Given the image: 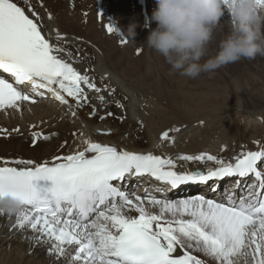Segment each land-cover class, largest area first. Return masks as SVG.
Instances as JSON below:
<instances>
[{"label": "snow or ice", "instance_id": "snow-or-ice-1", "mask_svg": "<svg viewBox=\"0 0 264 264\" xmlns=\"http://www.w3.org/2000/svg\"><path fill=\"white\" fill-rule=\"evenodd\" d=\"M258 2L264 4V0ZM106 28L109 33L116 31L110 25ZM42 32L32 0H0V110L20 109L30 99L35 103L32 96L44 95L40 90L65 105L69 103L66 94L81 102L80 106L88 102L82 84L101 92L87 74L61 58L65 49ZM62 39L57 35V41ZM29 85L30 93L24 92ZM98 99L103 102L105 97ZM95 112L93 108L90 115ZM33 136L34 144L36 138L48 139L39 133ZM166 139L167 131L161 134V140ZM85 143L84 151L54 157L53 162L13 160L3 163L22 167L0 166V197L11 196L20 204L18 210L7 213L15 214L16 226L40 233L41 237H34L38 243L54 241L53 255L74 251L68 264H208L196 252L216 264H235L240 256H250L252 264H264V173L257 163L264 161V147L242 153V158H234L235 163L205 153L176 158L219 165L205 174L200 170L178 172L173 159L151 152ZM145 175L172 189L225 177H237V183L219 202L204 196L176 202L153 197L148 203L159 206V213L154 214L140 196L133 199L119 186L127 178ZM241 179L254 183L236 195ZM133 211L138 215L128 214ZM5 212L0 207V216ZM166 213L171 218L166 219Z\"/></svg>", "mask_w": 264, "mask_h": 264}, {"label": "bare ground", "instance_id": "bare-ground-1", "mask_svg": "<svg viewBox=\"0 0 264 264\" xmlns=\"http://www.w3.org/2000/svg\"><path fill=\"white\" fill-rule=\"evenodd\" d=\"M32 3L43 25L42 34L49 38L51 43L62 46L65 53H70L71 57L62 53L61 58L71 63L81 74H87L101 92L97 93L82 84L88 102L80 106L81 102L67 97L66 94H64L65 98L69 101L67 105L56 100L46 90H40L44 92V95L32 96L35 103H32L30 99L23 102L20 109L0 110V128L7 130L6 133L10 132L9 134L14 136L16 134L14 129L18 128H20L18 132L21 128L20 132L24 133V130L28 132L27 126L29 128L34 125L40 127L43 135L48 137L45 139V145L42 146L30 148L24 144L28 148L26 153L29 158L7 156L4 153L8 152L12 137L6 139V133L2 131L0 166L22 167L3 163V161L13 160H32L36 164L45 161L53 162L54 157H66L84 151L87 148L86 140L115 146L118 151L145 154L151 152L162 158H171L174 162L181 155L194 156L205 153L235 163L234 158H242V153L259 151L264 147V125L259 124L260 117L255 116L251 109L238 110L242 109V102L244 106L252 105L255 108L258 106V103H253L255 97L264 98V58L257 56L253 60H245L249 61L253 69V76L246 74L243 68L247 64L243 60V67L232 64L225 66L234 77V84L229 81L224 82V76H216L214 73H204L206 79L203 77L193 80L171 73L170 66L164 58L147 45V36L156 27V23L152 20L156 0H104L106 6L110 8L108 13L116 18L114 24H117L118 33L107 31L106 25L113 19L99 16L100 0H32ZM117 18L121 19V24H118ZM226 19L220 22L214 32L213 42L210 45V52L213 54L218 51L220 41L224 38L222 33L229 31L228 19ZM130 25H134V35H131L129 31ZM57 35L62 36L63 39L57 41ZM251 61L254 65H251ZM237 68L242 69L243 73ZM5 78H9L8 74H5ZM9 82H13L11 78ZM167 82L171 83L170 86ZM191 82L197 85L187 84ZM23 90L30 93L31 86H25ZM175 91L177 94L173 95ZM248 94L250 96L247 97ZM101 95L105 97L103 102L98 99ZM160 98L165 99L168 106L182 113L181 115L173 113L177 120L169 122L165 119V115L170 112L160 107L157 100ZM49 104L53 107L50 108ZM236 104L237 106H234ZM102 106H105L106 110H103ZM154 106L156 107L153 108ZM24 108L26 109L23 112ZM93 108H96L97 112L90 115ZM109 112L113 115H107ZM230 115H233L235 119L229 120ZM101 116L105 118L102 120ZM241 117L242 119L237 123L238 126L231 123H236L238 121L236 119ZM16 124L25 126L18 127ZM185 124H188L187 127L179 130ZM209 126L216 127L219 135L211 133L196 145L181 148L174 154L170 152L173 150L166 151L168 154L158 152L164 141L161 140V134L166 132L165 130L172 137L173 144H179L186 138L193 137L201 128ZM108 129L110 133L100 132ZM72 131L78 135L74 136ZM159 135L160 139L157 141ZM144 139L146 145H140L144 143ZM257 141L258 144L254 143ZM167 143L169 144L168 141L165 142ZM17 146L20 147L18 144ZM18 147H16L17 150ZM88 155L94 154L88 153ZM182 161L184 160L175 163ZM257 163L258 170L264 173V161ZM203 164L209 167L216 162L205 160ZM236 183L237 177H225L205 183H187L172 189L163 182L145 175L141 178H127L119 182V186L132 196H138L141 191L140 197L144 200V207L158 214L159 206L148 203V200L153 197L171 200L173 197L169 196L176 194L177 196L173 198L175 199L173 202H176L195 196H204L206 199L211 198L219 202ZM253 183V179H241L240 188L235 189L236 195L242 194L245 186ZM145 193L148 195L146 196ZM152 193L154 196L150 195ZM128 214L138 215L135 211ZM34 237H41V234L34 232L30 227L16 226L15 214L10 216L6 211L3 216H0V254H2L0 264H68L71 258L69 255L74 251L68 255H53L54 241L38 243ZM7 243L16 245L4 249L2 244ZM193 254L201 259H207L208 264H216L210 258L204 257L202 253L193 252ZM235 264H252V260L250 256L247 258L240 256L235 258Z\"/></svg>", "mask_w": 264, "mask_h": 264}, {"label": "clouds", "instance_id": "clouds-1", "mask_svg": "<svg viewBox=\"0 0 264 264\" xmlns=\"http://www.w3.org/2000/svg\"><path fill=\"white\" fill-rule=\"evenodd\" d=\"M227 17L229 31L210 54L214 32ZM156 27L149 48L164 58L171 73L195 79L241 60L264 56V4L258 0H156ZM134 35V25L129 26ZM7 212L20 208L11 196L0 197Z\"/></svg>", "mask_w": 264, "mask_h": 264}, {"label": "rangeland", "instance_id": "rangeland-1", "mask_svg": "<svg viewBox=\"0 0 264 264\" xmlns=\"http://www.w3.org/2000/svg\"><path fill=\"white\" fill-rule=\"evenodd\" d=\"M103 4V5H102ZM100 7V9H99V16L100 17H102V16H104V17H107V19H113V20H111L109 23H108V25H110V26H113L115 29H117V24H114L115 22V19L116 18H114V16L113 15H111V14H109L108 13V11L110 10V8L108 7V6H106V3H104V0H100V5H99ZM115 8H117V7H115ZM108 9V10H107ZM106 13V14H105ZM104 14V15H103ZM108 14V15H107ZM109 16H111V17H109ZM112 16H113V18H112ZM224 19H226V18H224ZM227 20V19H226ZM117 22H118V24H121L122 23V21H121V19H119V18H117ZM227 22H228V20H227ZM227 26V25H226ZM115 32H117V30L115 31ZM118 33V32H117ZM227 33H228V30H226V31H224V33H222V35H223V37H225L226 35H227ZM82 34V33H81ZM124 44H126V42L124 43ZM137 51H138V49H137ZM138 53V52H137ZM210 54H213L212 52H210ZM260 57H262V58H264V56H260ZM253 60V59H252ZM243 61H245V60H243ZM246 62V61H245ZM252 62V64L251 65H254V62L253 61H251ZM246 64H247V66L245 67V68H243V69H245V71H246V74L247 75H249V76H253V74H254V71H253V69L251 68V66L249 65V61H247L246 62ZM232 65H234V66H237V67H243L244 65H243V63H242V60L241 61H239V62H237V63H232ZM237 70H239V68H237ZM242 70V69H241ZM241 70H239L240 72H242L243 73V71H241ZM221 72H222V74H221ZM216 73V74H215ZM214 73V75H216V76H224V78H223V81L224 82H226V81H229V82H231V83H233L234 84V82H235V80H234V77L232 76V74L230 73V71L226 68V67H222V68H220L219 70H217L216 72ZM204 76H203V75ZM226 74V75H225ZM205 74L204 73H201V75L199 76V77H197L198 79L200 78H203L204 77V79H206L205 78ZM163 79H165V77H162ZM194 80V79H193ZM169 84V85H168ZM170 84L171 83H169V82H167V85L168 86H170ZM187 84H189V85H192V86H196L197 84L196 83H193V82H191V83H187ZM171 88V87H170ZM174 94H177V91H175L174 93H173V95ZM205 95H207V93L205 94ZM248 96H250V94H248L247 95V97ZM256 96V95H255ZM137 97V96H136ZM158 101H159V103H160V107H162V108H165L166 110H168L170 113H167L166 115H165V119L166 120H168L169 122H173V121H175V120H177V117L175 116V115H173V113L175 114V112H176V114H179V115H181L182 113L181 112H179L178 110H176V109H173L171 106H168V102L164 99H157ZM253 100V99H252ZM255 100V101H254ZM253 100V103L255 104V103H258V106H256L255 108H253V106L252 105H249V106H244V104H243V102L241 103V108L242 109H238L239 111H243V110H245V108L246 109H251L252 111H253V113H254V115L255 116H257V117H260L258 120H259V124L261 125V126H263L264 124V98L263 97H260V96H256L255 97V99ZM239 104H240V102H239ZM234 106H237V104L236 105H234ZM243 106V107H242ZM260 106V107H259ZM262 106V107H261ZM49 107L50 108H52L53 106H52V104H49ZM156 106H154L153 108H155ZM169 107V108H168ZM258 107V108H257ZM233 108H235V107H233ZM244 108V109H243ZM26 108H24L23 109V112H24V110H25ZM102 109L103 110H106L105 109V106H102ZM95 110H96V112H97V109L95 108ZM95 112V113H96ZM235 113V112H234ZM112 115H113V113H112ZM111 115V116H112ZM16 117H18V115H16ZM203 118V117H202ZM232 119H235V117L233 116V115H230V117H229V120H232ZM242 119V117L241 118H237L236 120H238V121H236V123L235 122H231L233 125H236V126H238V122L240 121ZM159 121V120H158ZM147 123V122H146ZM191 123V122H190ZM190 123H188V124H190ZM188 124H185V125H183L182 127H180L179 128V130H181V129H183V128H185V127H187V125ZM240 125H241V122H240ZM16 126H18V127H24L25 125H20V124H16ZM147 127H148V125L146 126V129H147ZM165 127V126H164ZM165 128H169V127H165ZM20 128H18V130H19ZM145 129V130H146ZM217 129H220L221 130V128H218L217 127ZM238 129V128H237ZM21 130H22V128H21ZM20 130V131H21ZM169 130V129H168ZM4 133H6V131L7 130H4V128L2 129V127L0 128V136H2L3 135V132ZM18 132V131H16V134L13 136V134L12 135H10L9 133L10 132H7L6 134H5V138L6 139H10L11 137V140L9 141V144H10V146H9V148L7 149L8 150V152H7V150L5 151V152H7V153H4L5 155H11V156H16V157H26V158H29V155L26 153V149H28V148H26V144H27V147H35V146H37V145H39V146H42V145H45V142H46V140L45 139H43V138H36V143L34 144L33 143V140H34V136H33V133H39V134H41V136H45V135H43V131H42V129L40 128V127H35L34 125H32L31 127H29L28 128V126H27V131L28 132H25L26 130H24V133H22V132ZM106 131H109V133H110V130L108 129V130H106ZM165 131H167V130H165ZM216 131V132H215ZM217 131H219V130H216V127H214V126H209L208 128H201V130L200 131H198L193 137H190V138H186L185 139V141H183V142H181V143H179V144H173V140L171 139L172 137L171 136H169V139H166V140H164L162 143H161V145H160V147H159V151L158 152H163V153H165V154H168V152H166V151H170V150H173V151H170L172 154H174L177 150H179V149H181V148H185V147H187V146H193V145H196L198 142H200V140H202V139H204V137H206L207 135H209V134H211V133H215V134H217V135H219L218 134V132ZM222 131V130H221ZM72 133H73V135L74 136H77L78 134L77 133H75L74 134V132L72 131ZM222 133V132H221ZM77 134V135H76ZM230 135V134H229ZM10 136V137H9ZM27 137V138H26ZM47 137V136H46ZM17 138V139H16ZM209 139L211 138V135H210V137H208ZM160 139V135H159V137H158V139H157V141ZM144 141V143H141L140 145H146V143H145V139L143 140ZM156 141V142H157ZM166 141H168L169 142V144L167 143V144H165V142ZM11 142V143H10ZM155 142V143H156ZM22 143V144H21ZM215 143V142H214ZM17 144L20 146V147H18L17 146ZM25 144V145H24ZM22 145V146H21ZM24 146H25V148H24ZM16 147H18V150H17V148ZM12 150H11V149ZM236 148H237V146H236ZM20 149V150H19ZM23 149V150H22ZM153 154V153H152ZM225 159V158H224ZM177 161H179V159H176L175 160V162H177ZM182 163V164H181ZM219 165H217V164H213L212 166H205L204 164H203V161H199V162H191V161H182V162H180V163H176V168H175V170L176 171H178V172H193V171H196V170H200L201 172H205V171H208L209 169H215V168H217ZM263 173V172H262ZM138 189H140V188H138ZM142 193V192H141ZM151 196H154V195H152L151 194ZM174 196H177L176 194H172V195H170L169 197H173L174 198ZM132 198H135V196H132ZM171 199L170 201H175V199ZM211 199V198H210ZM169 216V217H168ZM165 217H167V218H171L170 217V215H168V214H165ZM163 222V221H162ZM12 245L13 246H15L16 244L15 243H7V244H2V246L4 247V249H8L9 247H12ZM73 253L74 252H72V254H70L69 255V258L70 257H72L73 256ZM14 254V253H13ZM0 255H2V254H0ZM20 255V254H19ZM72 255V256H71ZM21 256V255H20ZM15 257V254H14V256H13V258Z\"/></svg>", "mask_w": 264, "mask_h": 264}, {"label": "water", "instance_id": "water-1", "mask_svg": "<svg viewBox=\"0 0 264 264\" xmlns=\"http://www.w3.org/2000/svg\"><path fill=\"white\" fill-rule=\"evenodd\" d=\"M185 172V171H184Z\"/></svg>", "mask_w": 264, "mask_h": 264}]
</instances>
